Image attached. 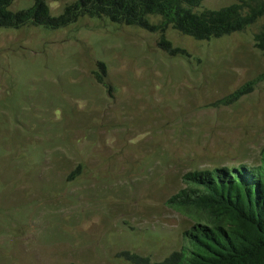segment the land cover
<instances>
[{"label":"rangeland","instance_id":"rangeland-1","mask_svg":"<svg viewBox=\"0 0 264 264\" xmlns=\"http://www.w3.org/2000/svg\"><path fill=\"white\" fill-rule=\"evenodd\" d=\"M73 1L45 0L51 15ZM263 24L208 40L169 27L174 55L158 32L105 17L0 27V264H132L124 251L159 262L179 249L202 220L167 203L182 176L261 161L264 78L215 102L264 72Z\"/></svg>","mask_w":264,"mask_h":264},{"label":"trees","instance_id":"trees-1","mask_svg":"<svg viewBox=\"0 0 264 264\" xmlns=\"http://www.w3.org/2000/svg\"><path fill=\"white\" fill-rule=\"evenodd\" d=\"M13 0H0V27H66L79 18H108L110 21L158 32V45L174 55L164 33L171 27L194 39H210L242 31L264 17V0H236L219 8L199 9L202 0H74L58 15H51L45 0H32L30 7L9 8ZM153 17H159L157 22ZM254 45L264 50V24L253 35ZM102 73L105 66L99 62ZM101 79V75H98ZM264 72L215 102L230 104L252 90ZM259 164L186 172L185 186L167 203L191 209L202 216L182 233L179 249L163 260L124 251L132 264H264V147ZM74 264V263H69Z\"/></svg>","mask_w":264,"mask_h":264}]
</instances>
